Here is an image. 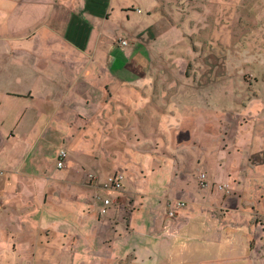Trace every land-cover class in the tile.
Listing matches in <instances>:
<instances>
[{"label": "crops", "instance_id": "obj_1", "mask_svg": "<svg viewBox=\"0 0 264 264\" xmlns=\"http://www.w3.org/2000/svg\"><path fill=\"white\" fill-rule=\"evenodd\" d=\"M225 20L254 22L263 41L254 60L230 68L264 70V0H0V264H264V173H232L260 160L262 140L223 149L214 123L230 99L214 86L164 98L176 112L171 146L144 137L156 151L123 161L113 150L133 109L138 129L166 133L168 116H154L142 91L154 60L213 47L220 29L235 28ZM185 147L179 168L168 152ZM62 150L68 170L57 167ZM117 173L123 190L104 193ZM98 196L112 200L105 215ZM177 201L187 206L169 218Z\"/></svg>", "mask_w": 264, "mask_h": 264}, {"label": "rangeland", "instance_id": "obj_2", "mask_svg": "<svg viewBox=\"0 0 264 264\" xmlns=\"http://www.w3.org/2000/svg\"><path fill=\"white\" fill-rule=\"evenodd\" d=\"M224 23L231 24L232 26L235 25V28L232 32L220 29L218 31L220 36L217 37L216 44L210 47L211 49L209 47L203 49L198 47L195 48V50H198L195 53L182 52L156 57L154 60V67L151 69V73L148 74L152 77V80L148 83L149 85L142 88V91L143 93L152 95L150 98L152 102L151 112L154 116L162 114V119L168 116L169 123L166 133L160 132L159 127H153L152 130H145V132H143L144 128L138 129L136 123L138 118L142 119L141 112L138 109L130 110L131 116L129 121H126L127 118L125 116H121L119 134H114V137L118 139L117 143L120 149L117 150L114 148L113 150L119 154L122 161L124 158L125 160L129 158L128 154L133 153L131 156H136L139 151L148 148L149 145H143V142H145L143 139L144 137H146L147 140L165 139L166 145L162 148H167V146H171L172 143H175V139L179 136L178 133L175 132V127L172 126H176L172 122L176 114L175 107L168 106V108H166L164 98H166L167 101L170 98L176 100V96H191L196 93H205L209 87L214 86L216 90L215 93L222 94L230 99L229 103L225 104L223 108H220L221 110L216 114L214 123L215 133L217 131L216 135L224 141L225 148L223 149L225 151L228 150L227 145L230 141L239 144V142L241 143L244 141L242 138H249L252 134L254 136L257 135L258 139L262 140L260 144L262 155L260 156V160L244 159L247 161L245 163L246 165L233 168L232 173H235L233 175H236L237 172L248 173L250 169L253 173H264V70H258L257 68H230L232 66L240 67L245 65L246 62L241 60V58L244 60H254L255 51L258 49L257 46L260 44V40L261 42L263 41L259 32H257L259 27H257L254 22L243 21L240 22V26H238L237 21L233 20L232 23L226 20ZM218 32L216 33L217 35ZM227 34H230L232 38L227 36ZM191 39L192 38H189V40ZM123 41L127 42V45L130 44L128 40L120 39L118 42L121 46H127L122 44ZM236 46H238V48L240 46H243V48L248 46L250 50L249 52L234 51V47ZM212 48H214V50H212ZM251 48L253 49L252 51ZM207 49L210 50V53L206 52ZM229 60L232 62L230 61L228 64ZM123 114L126 113L124 112ZM83 118L91 125L89 127L90 133L87 135L88 140H96V130H91L93 127L96 129L95 124L92 123L90 119H87V117ZM102 135V133L99 134V136ZM117 135H119V138ZM106 136L108 137L110 134H106ZM136 140H139L140 143H136ZM180 141H185L190 146L191 139L186 136L185 133L180 138ZM157 145H159V143H157ZM148 149L152 153L156 151L153 149L151 150V147ZM156 149H158V147H156ZM178 149L180 148H174L169 151L168 154L177 159L178 165H176L180 168L182 164L180 157H190L192 147ZM93 151H95V148ZM157 151L158 152L155 154L156 157L165 155V149H158ZM166 157L165 155L164 158ZM69 167L70 165L67 164L64 170H68ZM185 168L186 166H182V170ZM90 173L86 175L88 176ZM176 175L178 176V173ZM197 176V181L203 188L202 182L204 179H202V177L205 176L207 178V174L205 172H199ZM262 182L259 181L257 183L264 184ZM219 186L220 185H218L217 188L220 190ZM222 187L225 188V193L232 194L227 186L223 185ZM234 193L236 196L238 195L237 192Z\"/></svg>", "mask_w": 264, "mask_h": 264}, {"label": "built area", "instance_id": "obj_3", "mask_svg": "<svg viewBox=\"0 0 264 264\" xmlns=\"http://www.w3.org/2000/svg\"><path fill=\"white\" fill-rule=\"evenodd\" d=\"M123 45H127V42L123 41ZM67 152L65 150H62L59 152L58 156V164L57 167L58 169H64L66 167V160H67ZM206 177L203 176L202 179H205ZM89 181L91 182H98L99 177L95 174H90L88 176ZM125 180V176L122 173H117L113 176H109V178L100 184V189L104 193H113V192H120L123 190V183ZM203 187L206 186L205 183H202ZM222 189V187H221ZM99 200L101 199L102 201V206L99 208V212L101 215L107 214L108 208L112 205V200L109 197H101L98 196ZM186 203L183 201H177L173 204H169V210H168V217L169 218H174L176 214L179 212V210L185 209L186 208Z\"/></svg>", "mask_w": 264, "mask_h": 264}, {"label": "trees", "instance_id": "obj_4", "mask_svg": "<svg viewBox=\"0 0 264 264\" xmlns=\"http://www.w3.org/2000/svg\"><path fill=\"white\" fill-rule=\"evenodd\" d=\"M202 183H205V184L207 185V183H206V178L204 179V181H203Z\"/></svg>", "mask_w": 264, "mask_h": 264}]
</instances>
